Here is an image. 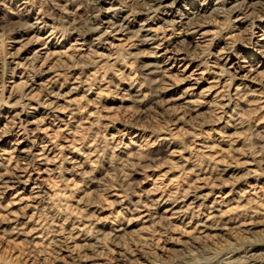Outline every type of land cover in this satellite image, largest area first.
<instances>
[{
	"label": "rangeland",
	"instance_id": "obj_1",
	"mask_svg": "<svg viewBox=\"0 0 264 264\" xmlns=\"http://www.w3.org/2000/svg\"><path fill=\"white\" fill-rule=\"evenodd\" d=\"M0 264H264V0H0Z\"/></svg>",
	"mask_w": 264,
	"mask_h": 264
},
{
	"label": "bare ground",
	"instance_id": "obj_2",
	"mask_svg": "<svg viewBox=\"0 0 264 264\" xmlns=\"http://www.w3.org/2000/svg\"><path fill=\"white\" fill-rule=\"evenodd\" d=\"M124 27V26H123Z\"/></svg>",
	"mask_w": 264,
	"mask_h": 264
}]
</instances>
